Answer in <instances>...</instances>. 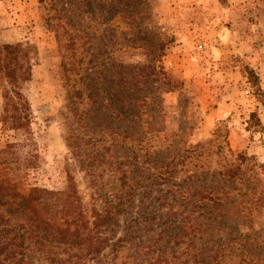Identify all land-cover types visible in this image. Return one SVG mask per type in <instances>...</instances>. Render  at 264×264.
Masks as SVG:
<instances>
[{
  "label": "rangeland",
  "instance_id": "1",
  "mask_svg": "<svg viewBox=\"0 0 264 264\" xmlns=\"http://www.w3.org/2000/svg\"><path fill=\"white\" fill-rule=\"evenodd\" d=\"M0 44H21L31 66L28 126L12 127L0 82V183L65 192L70 173L91 222L99 193L135 187L157 206L213 191L228 264L242 250L264 264V0H0Z\"/></svg>",
  "mask_w": 264,
  "mask_h": 264
},
{
  "label": "trees",
  "instance_id": "2",
  "mask_svg": "<svg viewBox=\"0 0 264 264\" xmlns=\"http://www.w3.org/2000/svg\"><path fill=\"white\" fill-rule=\"evenodd\" d=\"M30 72L28 50L21 44H0V82L9 86L4 91L12 107L10 122L14 129L29 123L30 106L20 92V84L29 80ZM250 77L252 81L258 79L253 71ZM77 151L75 155L82 158L83 166L92 170L95 160L83 158L79 146ZM126 174L121 188L127 185ZM68 181L65 192L34 188L29 195L0 183V264H33L36 258L50 264H82L87 260L90 264H117L119 260L122 264H228L232 256V240L228 235L217 236L214 229L216 221L223 223V215L213 213L220 203L213 191L195 189L192 194L187 188L176 198L177 204H169L166 198L157 206L152 198H138L135 187L134 194L124 190L105 196L99 193L94 197L101 205L93 207L91 222L70 173ZM189 203L202 211L195 216ZM167 205L169 217L163 226L160 212ZM131 207L135 210L134 226H126L123 236L116 239L121 216ZM107 231L112 234L107 235ZM55 249L68 254L67 258H60ZM262 257L260 252L251 257L242 250L239 259L240 264H259Z\"/></svg>",
  "mask_w": 264,
  "mask_h": 264
}]
</instances>
